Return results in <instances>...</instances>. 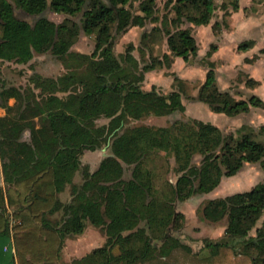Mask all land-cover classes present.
<instances>
[{
	"label": "trees",
	"instance_id": "trees-1",
	"mask_svg": "<svg viewBox=\"0 0 264 264\" xmlns=\"http://www.w3.org/2000/svg\"><path fill=\"white\" fill-rule=\"evenodd\" d=\"M229 4L230 9L222 6L224 17L213 23L214 31L222 24L228 28L225 16L240 7L239 0ZM217 7L215 0H164L160 14L158 0H0L1 61L25 64L34 53L56 51L71 68L58 77L34 74L25 87L0 90V107L5 109L0 159L7 185L5 193L0 188V237L10 235L8 204L14 208L17 264L55 263L65 237L83 233L86 222L100 228L105 241L69 264H141L175 248L189 250L175 234L183 218L176 203L210 193L244 164L263 161L264 125L255 129L242 124L226 132L196 118L167 126L126 124V107L132 103L154 116L185 110L188 80L173 73L168 92L145 90L142 83L147 72L169 69L175 57L188 60L197 54L192 26L207 25ZM15 9L30 16L48 10L63 18L55 22L39 16L22 35H15ZM130 27L144 28L139 43L129 42L118 56L116 39ZM81 31L94 38L90 54L71 51ZM254 44V39H245L237 49L246 51ZM216 49L211 43L206 55ZM259 53L264 55V46ZM256 82L246 80L251 86ZM189 98L227 116L264 110L259 95L236 98L220 89L212 66ZM99 118L108 122L99 125ZM26 129L28 141L22 139ZM107 144L110 153L95 170L82 163L84 151ZM158 159L174 178H163ZM80 171L82 181L75 183ZM67 186L71 199L63 203L59 194ZM58 212L61 217L52 219ZM200 212L211 222L226 219L224 240H205L206 247L216 251L238 243L252 264H264V222L254 236L249 234L264 213V177L248 190L207 199Z\"/></svg>",
	"mask_w": 264,
	"mask_h": 264
},
{
	"label": "rangeland",
	"instance_id": "rangeland-1",
	"mask_svg": "<svg viewBox=\"0 0 264 264\" xmlns=\"http://www.w3.org/2000/svg\"><path fill=\"white\" fill-rule=\"evenodd\" d=\"M12 1V0H10ZM217 9L211 21L202 26H192V33L197 37V54L190 57L188 60L179 58L172 63L169 69L152 70L145 74V80L142 83V88L145 90H157L160 92H168L172 89L173 73L179 77L188 80L185 84V90L188 97H183L185 110L183 112H175L166 116L148 115L143 108L136 103L129 104L126 107V124H148L153 126H167L176 120H186L188 118H196L203 121L211 122L222 130L234 131L242 124L250 125L257 129L259 125H264V110L261 108H252L247 113H241L236 116H227L225 114L214 113L209 110L207 105L189 98L195 95L198 87L205 79L207 70L212 66L216 73L217 83L220 89L229 91L236 98H247L251 94L259 95L264 99V55L259 53V47L243 53L237 49V44L245 39L257 38L259 44L264 45V0H239L238 11H231L230 15L225 16L229 27L226 28L222 24L220 30L214 31L213 23L218 20L222 21L224 17L223 5H227L230 9L229 0H215ZM164 0H158L160 14L163 10ZM14 14L17 21L14 23L12 33L22 35L27 25L33 24L39 16H45L52 21H61L63 16L54 14L50 11H45L38 16H30L24 12L15 9ZM151 25H148L149 27ZM144 28L130 27L126 32L119 35L114 46L115 53L118 56L124 53L129 42L137 45L139 43L140 34ZM195 37V38H196ZM202 37V39H200ZM197 41V40H196ZM211 43H217L218 50L214 51L210 56L206 53ZM165 45L163 49H165ZM94 49L93 36L86 35L83 31L77 41L72 45L71 51L90 54ZM162 49V48H161ZM247 51V50H246ZM134 55L139 56L137 49L134 50ZM257 54V58L254 56ZM176 58V57H175ZM174 58V59H175ZM250 59V60H248ZM71 72V68H66L63 62L58 58L56 51L37 54L34 53L33 58L25 64L1 61L0 60V90L4 87H25L30 84V78L34 74H40L43 77H58ZM248 77L255 79L257 82L252 86L246 83ZM15 100L10 98L9 105H13ZM0 103L2 101L0 100ZM5 114V109L0 107V116ZM97 124H105L108 122L106 118H99ZM22 139L28 141L30 139L29 131L26 129L22 134ZM110 153L109 144L94 150H86L81 156L83 164H88L91 171L95 170L100 161ZM173 163V159L170 158ZM159 173L163 178H174L172 172L162 170L165 162L161 159L157 160ZM161 167V168H160ZM78 174V177L76 175ZM130 176V169L126 167L124 177ZM264 176V158L263 161L246 163L233 176L223 177L220 184L210 193L197 194L190 199L177 202L176 208L183 214V218L179 221V226L175 230V234L180 238V235H188L194 226L197 224L215 223L219 227L225 226L226 219L223 218L218 222H211L202 217L200 212L201 205L209 198L223 197L225 195L245 191L256 182H260ZM80 180L79 182H76ZM81 171L74 176L75 183H81ZM3 183V185H2ZM0 188L7 190V185L3 180L2 160L0 159ZM59 199L63 203H67L71 199L70 186L59 195ZM13 207L6 205L5 213L8 218L9 231L15 224L12 218ZM61 212L54 214L52 219H59ZM264 222V213L257 221L256 226L250 231L256 234V228L262 226ZM85 238L92 239L90 244H85L84 248L79 250L75 248L78 244L77 235L65 237L61 249L59 260L53 264H69L79 255H85L93 247L101 246L105 241L104 232L95 227L89 222H86ZM84 233L82 235H84ZM249 233V234H250ZM3 237V236H2ZM69 238V239H68ZM66 239L68 241L66 242ZM156 242V241H155ZM117 252V249L114 250ZM12 259V258H11ZM69 260V261H68ZM7 264H12L11 261Z\"/></svg>",
	"mask_w": 264,
	"mask_h": 264
},
{
	"label": "crops",
	"instance_id": "crops-1",
	"mask_svg": "<svg viewBox=\"0 0 264 264\" xmlns=\"http://www.w3.org/2000/svg\"><path fill=\"white\" fill-rule=\"evenodd\" d=\"M203 26L204 25H202V27ZM195 39L197 40L196 42L199 43L197 37ZM200 39H202V37H200ZM251 39L255 40V44L249 50H252L253 48L257 47V45L259 46L257 47V49L260 50L264 46L259 44V40L257 38H251ZM215 44L217 45V43ZM217 50L218 47L215 51ZM249 50L242 52L247 53ZM179 58L180 57H176L174 59V62ZM218 114H222V113H218ZM76 177H78V174L76 175ZM79 181L80 180H77L76 182ZM255 184L256 182L252 186H254ZM214 224L215 223L197 224L192 228V231L188 235H183V234L180 235V240L182 241L183 244L189 247V250L181 247L175 248L167 256H162L152 260H148L141 264H252V260L248 255L239 252V249H237L238 243H233L232 245L229 244L227 246H220L216 251H212L210 250V248L205 246L204 244L205 240H213V241L224 240L225 226L219 227ZM83 233L77 235L78 244L75 246V248H78L79 250L83 249L85 244H90L93 241L92 239L89 240L85 238V233L84 235H82ZM12 235H13L12 230L10 229L9 236L0 237V264H7V262L9 261H11L12 264H17L14 255V244H13ZM250 235L251 236L255 235V229L250 233ZM68 239H66V242L68 241ZM235 247L237 249L236 251L234 250ZM81 256H83V254L77 256L76 258H79Z\"/></svg>",
	"mask_w": 264,
	"mask_h": 264
}]
</instances>
